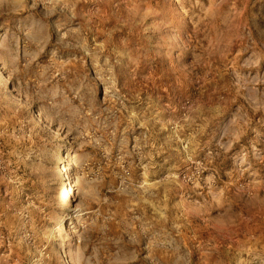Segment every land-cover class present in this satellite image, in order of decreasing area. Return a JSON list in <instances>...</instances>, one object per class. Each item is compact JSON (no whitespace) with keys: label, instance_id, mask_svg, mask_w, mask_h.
I'll list each match as a JSON object with an SVG mask.
<instances>
[{"label":"rangeland","instance_id":"1","mask_svg":"<svg viewBox=\"0 0 264 264\" xmlns=\"http://www.w3.org/2000/svg\"><path fill=\"white\" fill-rule=\"evenodd\" d=\"M0 264H264V0H0Z\"/></svg>","mask_w":264,"mask_h":264}]
</instances>
